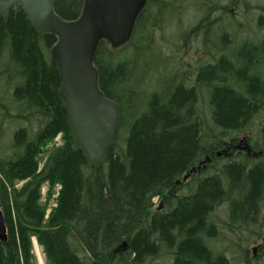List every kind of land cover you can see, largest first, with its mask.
Returning <instances> with one entry per match:
<instances>
[{
	"label": "trees",
	"instance_id": "trees-1",
	"mask_svg": "<svg viewBox=\"0 0 264 264\" xmlns=\"http://www.w3.org/2000/svg\"><path fill=\"white\" fill-rule=\"evenodd\" d=\"M217 1L149 0L128 44L114 49L100 43L94 58L99 87L117 103L119 126L96 167L77 144L60 96V74L51 55L57 36L38 31L22 9L0 16V207L7 227V240H0V264H34L33 238L44 248L48 264H149L164 256L171 264H231L208 244L220 231L213 220L216 210L228 206L231 227L264 228V163L247 154L225 157L216 174L182 194L192 169L223 149L225 141L236 144L264 112V37L235 48L233 37L220 27L221 18H213L227 11ZM245 1L231 3L239 7ZM52 2L61 20L75 21L85 0ZM192 8L197 24L177 30L172 17L179 20ZM164 28L182 39L161 41L157 35ZM194 40L211 59L193 77L183 69L191 66L184 61H193L186 56L187 43ZM133 51L135 57H130ZM214 53H219L215 59ZM145 56L156 61L146 68L156 75L153 80L138 74L145 70ZM206 96L219 131L211 135L202 116ZM9 122L27 126L14 131L7 145ZM260 134L264 157V125ZM59 135L63 144L41 168L42 149ZM219 161L214 158V164ZM18 183L23 185L18 188ZM45 183L50 185L48 200L53 188L61 187L48 218V205L41 203ZM259 251L262 258L264 243Z\"/></svg>",
	"mask_w": 264,
	"mask_h": 264
},
{
	"label": "water",
	"instance_id": "water-1",
	"mask_svg": "<svg viewBox=\"0 0 264 264\" xmlns=\"http://www.w3.org/2000/svg\"><path fill=\"white\" fill-rule=\"evenodd\" d=\"M146 3L147 0H85L79 19L63 21L55 13L52 0H0V16L8 17L13 8L22 9L38 31L58 37L51 53L60 74V96L75 140L92 167L103 162L114 144L119 125L118 105L101 91L94 58L102 41L118 49L131 40ZM244 150L251 152L248 146ZM0 240H7L1 208ZM127 246L124 242L121 247L125 250Z\"/></svg>",
	"mask_w": 264,
	"mask_h": 264
},
{
	"label": "rangeland",
	"instance_id": "rangeland-1",
	"mask_svg": "<svg viewBox=\"0 0 264 264\" xmlns=\"http://www.w3.org/2000/svg\"><path fill=\"white\" fill-rule=\"evenodd\" d=\"M216 1V0H215ZM220 2L221 6H225L227 11L222 12L218 11L217 14L214 15L213 18L219 17L221 18V25L220 27H224L225 31H227L233 38L235 48L239 47L243 41H251V42H259L262 40L264 37V27H258V19L262 15V10L260 7H264V0H246L245 2L242 3L241 6H233V3H231L232 0H218ZM217 1V2H218ZM242 9V10H241ZM175 18V19H173ZM178 23L176 28L177 30L182 28H191L194 25L197 24L199 21V16L196 15L194 12V8L190 9L188 12H184L182 16L176 19V17H172V23ZM181 32V31H180ZM217 32V30L215 31ZM157 35L158 38L162 40L165 39L166 42L169 43V41H172L173 39L175 40H181L182 35L175 34L173 30H168L167 28H164L162 31H160ZM173 38V39H172ZM172 39V40H171ZM211 39L213 40V36H211ZM261 39V40H260ZM200 41V39H199ZM196 42V40L192 42H188L187 46L189 47V55L186 56L187 59H191L193 61H184L185 64L189 62L191 66L186 65L185 69L183 70H189L191 74H193V77L195 75V72L199 69V67L204 64L209 62L210 58V53L208 55H205V52L201 51L202 44L200 42ZM172 43L168 44L165 48L166 51H169V49L172 48ZM216 43V41H215ZM213 49V48H212ZM211 52V50H210ZM218 52V51H217ZM213 53V52H212ZM214 56H212L213 59H215L219 53H214ZM130 57H135L134 51L131 53L130 52ZM151 56H145L143 58V61H141V64L144 66L145 70H139L138 74L140 77H145L148 79V77L152 76L151 79L153 80L154 76L152 75V72L147 70L146 68L148 66H151V64H155L156 61H150ZM201 58H204L205 60L208 61H199ZM162 75L161 77H163ZM157 78V77H156ZM0 94L2 95V90L4 89V83H0ZM201 108H202V116L203 119L206 123V129L205 132L209 135L211 134H216L219 133L214 127V125L211 122V114L208 108V101H207V96L203 98L202 103H201ZM264 125V112L259 115L251 124L250 126L246 129V132L244 134H241L240 136L238 135L237 141H242L244 140V145L247 147H250L251 149H254L256 152L263 154V151H261L262 148V142L263 139L260 134V129ZM21 126H27L25 123H20V122H9L6 125V130H5V135L6 139L4 143L8 145V143L12 140L13 134L15 133L18 128ZM12 133V134H11ZM11 134V136H10ZM4 135V137H5ZM250 137L251 140H249V143L246 142V137ZM229 139V138H227ZM226 139V140H227ZM121 141V140H120ZM229 141V140H228ZM225 141V145L231 143L230 141ZM238 143V144H239ZM123 145V141L121 143ZM237 144V143H236ZM235 144V145H236ZM62 145V137H58L55 140L49 142L43 149L40 154V161H41V167L44 164L45 159L48 157V154L52 152L55 148L59 147ZM224 145V146H225ZM256 148H254V146ZM245 146H242L243 149ZM217 152H223V149L217 151ZM224 154L222 157H220V161L216 164H212L208 166H211L207 168L205 171H203L202 176H197L195 178H192L190 180H187V183L185 186L182 188V194H190L193 192V190L196 188V185L198 181L205 177V176H211L217 173V170L222 167L226 163ZM255 159V158H252ZM258 161H261L264 163V158L259 159ZM205 165V164H203ZM207 166V167H208ZM23 184L18 183L17 187L20 188ZM49 184L45 183L42 187V204H47L48 209H52L54 205L56 204L57 200V194L59 190V186H55L53 188V196L51 197L50 200H48V191H49ZM154 204L156 209L158 207V199H154ZM49 211V210H48ZM213 220L216 221V224L218 225L219 228V234L217 239H209L208 244L210 248L215 252L216 254H220L221 252L230 260L231 264H260L264 263V255L262 258H260V245L264 243V228H246V227H241L239 225H235V227L229 226L230 224V219L228 215V206L224 205L222 209H217L216 212L213 215ZM254 231V233H253ZM258 233L261 235L258 236ZM33 243V254H34V264H39V259L36 254V246L39 247L38 252H40V255L42 257L43 263L48 264L46 255L44 253V248L38 243L36 238L32 239ZM256 249V252L254 253L253 251ZM82 256L87 257L86 254H83ZM171 258L164 256L159 260H156L152 263L149 264H171Z\"/></svg>",
	"mask_w": 264,
	"mask_h": 264
},
{
	"label": "flooded vegetation",
	"instance_id": "flooded-vegetation-1",
	"mask_svg": "<svg viewBox=\"0 0 264 264\" xmlns=\"http://www.w3.org/2000/svg\"><path fill=\"white\" fill-rule=\"evenodd\" d=\"M246 142L249 143V141L246 139ZM239 141H237V144H232V143H229V144H226L225 147L223 148V153L225 154V156H227V158H232L236 155H238L239 153L240 154H247L249 157L251 158H255V159H261V158H264L263 157V154L261 153H258L256 152L254 149H251V152H244L243 150V147L244 146L243 144H238ZM216 153L217 152H212L211 155H209L207 158L210 159L208 162L211 164H214V158L216 157ZM206 168L204 169V167L202 168L201 171L198 172V174L201 176L202 175V172L205 171Z\"/></svg>",
	"mask_w": 264,
	"mask_h": 264
},
{
	"label": "bare ground",
	"instance_id": "bare-ground-1",
	"mask_svg": "<svg viewBox=\"0 0 264 264\" xmlns=\"http://www.w3.org/2000/svg\"><path fill=\"white\" fill-rule=\"evenodd\" d=\"M38 250H39V247L36 246V254H37L38 259H39V264H44V263H43V260H42V257H41V255H40V252H38ZM93 264H94V263H93Z\"/></svg>",
	"mask_w": 264,
	"mask_h": 264
}]
</instances>
